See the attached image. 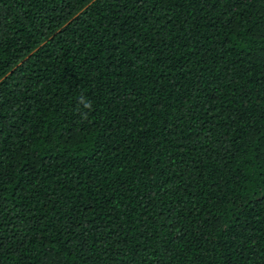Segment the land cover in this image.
Listing matches in <instances>:
<instances>
[{
	"label": "trees",
	"instance_id": "obj_1",
	"mask_svg": "<svg viewBox=\"0 0 264 264\" xmlns=\"http://www.w3.org/2000/svg\"><path fill=\"white\" fill-rule=\"evenodd\" d=\"M0 264H264V0H0Z\"/></svg>",
	"mask_w": 264,
	"mask_h": 264
},
{
	"label": "clouds",
	"instance_id": "obj_2",
	"mask_svg": "<svg viewBox=\"0 0 264 264\" xmlns=\"http://www.w3.org/2000/svg\"><path fill=\"white\" fill-rule=\"evenodd\" d=\"M81 104L83 105V107L85 108V109H91V107H92V105H91V103L87 100V98H82L81 99Z\"/></svg>",
	"mask_w": 264,
	"mask_h": 264
}]
</instances>
